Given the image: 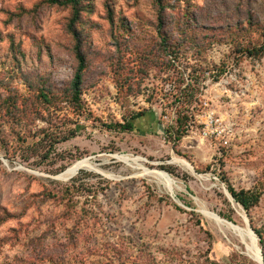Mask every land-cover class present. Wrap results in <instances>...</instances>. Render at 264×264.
Returning a JSON list of instances; mask_svg holds the SVG:
<instances>
[{"label":"rangeland","instance_id":"obj_1","mask_svg":"<svg viewBox=\"0 0 264 264\" xmlns=\"http://www.w3.org/2000/svg\"><path fill=\"white\" fill-rule=\"evenodd\" d=\"M79 9L77 102L72 8L0 0V264H260L205 211L248 223L264 259V56L246 52L264 43V0ZM179 82L197 110L175 144ZM84 159L96 169L60 178Z\"/></svg>","mask_w":264,"mask_h":264},{"label":"trees","instance_id":"obj_2","mask_svg":"<svg viewBox=\"0 0 264 264\" xmlns=\"http://www.w3.org/2000/svg\"><path fill=\"white\" fill-rule=\"evenodd\" d=\"M46 3L50 5H59V6H70L73 10V18L71 20V23L69 25L70 32L73 34L75 40H76V46H75V53H76V59L78 62V66L75 71V75L71 82V89L74 96L75 101L79 102L81 100V88L83 84V77L84 73L87 69V60L82 50V41L80 38V35L77 32L76 25L80 19V9L79 6L81 4V0H45ZM158 4L162 5V0H158ZM161 27L159 28L161 32ZM163 42H165V38H163ZM250 56L260 57L264 56V43L260 47H255L252 50L246 51ZM185 82H179L178 90L176 95H174L173 101L171 104L175 105V109L178 113V119L176 120V125L174 126V143H179L185 135L189 132V126L191 125V116L194 115V112L197 110V107L195 106L196 101L194 99V95L192 93H189L190 84L187 85L185 88H183V84ZM145 115V112L138 113L134 115L131 120L138 119L140 117H143ZM129 120L125 124H114L112 125V128L117 129H124L131 131L134 129V124L132 121ZM233 196L235 197L236 201L240 203L244 209L248 210L251 206L250 204V197L242 193H235L232 191Z\"/></svg>","mask_w":264,"mask_h":264},{"label":"bare ground","instance_id":"obj_3","mask_svg":"<svg viewBox=\"0 0 264 264\" xmlns=\"http://www.w3.org/2000/svg\"><path fill=\"white\" fill-rule=\"evenodd\" d=\"M119 158L124 160L125 162H132V161L136 162L137 161V159H132L129 156H124V155L120 156ZM178 162H180L182 165H184L185 167H187L188 169L193 171L192 165L185 163L184 161H181V160H179ZM85 169L86 170H92V171L96 169L95 166L92 164L90 159H84L81 161H77L71 167H69L63 174H61L60 178L64 179V180H69V179L73 178L74 176H76L81 170H85ZM146 172H147L148 176L150 175V176L154 177L155 179H157L160 183L165 185L166 188H168L170 191L174 190L173 179L170 176L166 175L165 173H163L161 171L146 170ZM205 215L208 217V219L215 221L214 223H216L217 226L219 225L221 227L231 229L232 231L237 233L239 236H241V238L244 241H246L247 238H249V241L251 244L248 247H249L251 253L253 254V257L256 260L261 259L259 247L257 246V239H256L255 235L249 229H247V232H244L241 228H239V227L237 228V226L235 227V225L220 219L215 214H213L209 211H205Z\"/></svg>","mask_w":264,"mask_h":264},{"label":"water","instance_id":"obj_4","mask_svg":"<svg viewBox=\"0 0 264 264\" xmlns=\"http://www.w3.org/2000/svg\"><path fill=\"white\" fill-rule=\"evenodd\" d=\"M194 170V169H193ZM232 198V197H231ZM233 199V198H232ZM247 229H249L256 237L257 239V242H258V238H257V235L253 232V230L251 229L250 225L247 223ZM259 252H260V255H261V259L260 260H257L260 264H264V259L262 257V253H261V250L259 249Z\"/></svg>","mask_w":264,"mask_h":264}]
</instances>
